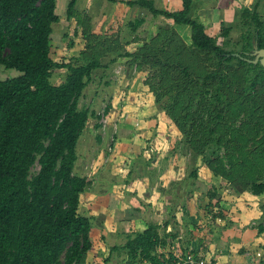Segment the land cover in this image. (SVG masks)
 <instances>
[{"label":"trees","instance_id":"1","mask_svg":"<svg viewBox=\"0 0 264 264\" xmlns=\"http://www.w3.org/2000/svg\"><path fill=\"white\" fill-rule=\"evenodd\" d=\"M107 1L145 10L152 26L144 36L146 30L138 29L145 19L129 24L140 46L103 65L101 59L111 46L106 41L98 49L89 45L88 21L79 19L77 0L67 2L65 18L82 24L85 50L67 63L50 56L52 36L62 21L56 0H0V72L17 74L0 79V264H85L93 248L94 224L80 212L79 199L91 182L74 171L76 147L100 114L79 107V99L93 73L122 57L127 58L128 71L134 69L138 87L151 97V112L138 119L134 131L148 133L143 150L160 137L163 119L181 137L171 153L177 154L180 146L193 159L199 157L207 172L225 181L235 195L264 194V67L253 62L254 53L264 48V23L257 13L260 0L240 6L241 35L232 48L230 27H221L219 42L194 17L196 0H180L175 10L158 9L153 0ZM155 20L159 23L154 25ZM175 27L187 28L189 44ZM61 37L67 38V31ZM56 70L65 71L59 84L51 82ZM109 110L107 105L104 113ZM165 137L172 138L169 130ZM36 164L39 170L32 171ZM170 172L169 202L174 203L186 195L187 185L195 184L198 169L182 179L179 169ZM213 198L217 196L209 194ZM205 208V215H211L208 229L214 227L220 235L231 228L217 203ZM174 221L170 216L163 226L149 223L131 234L118 248L125 252V264H180L187 251L196 255L189 249L193 233ZM256 227L264 232L261 223ZM109 262L106 257L102 264Z\"/></svg>","mask_w":264,"mask_h":264},{"label":"crops","instance_id":"2","mask_svg":"<svg viewBox=\"0 0 264 264\" xmlns=\"http://www.w3.org/2000/svg\"><path fill=\"white\" fill-rule=\"evenodd\" d=\"M153 1L155 4L156 1ZM157 1L158 3L155 6H162L166 10H171L170 8H174L173 10L179 9L181 6L180 0L174 2V4H172V0ZM241 2H244V0H241ZM119 4H122V7L126 5L123 3ZM128 8L130 10L133 9ZM132 13L136 14V8L133 9ZM148 21L145 22L148 23ZM154 23L156 22L154 21ZM153 29L151 28L150 31ZM143 30L145 28H139L138 33ZM57 42L62 43V39L58 33H55L52 36L51 46L52 44H56L55 47L57 46L59 48L60 46L57 45ZM59 50L61 49L59 48ZM80 51L77 54H71L73 51L70 52L69 49L67 51L68 54L63 56L68 59L73 58L78 56ZM52 55L54 54L51 51L50 56L53 59ZM57 55L62 56V52H57ZM148 110L150 109L148 108ZM129 114L133 116L132 112ZM124 123L126 125L123 126L121 125L122 123L119 125L115 138L116 142L113 141L111 143L110 154L107 152V139L100 134L99 129L93 127L95 131L91 130L92 125H90L88 132L79 139L76 147L77 161L74 171L77 175L86 177L91 182L89 187L80 195V206H88V208L86 207V211L91 213L90 218H92L94 224L93 230H99V234H101L100 230L102 229L100 237L104 240L101 243L99 242V248L93 244L94 249L92 248L93 251L91 250L87 254L85 263L87 264L93 259L97 263L96 261L98 259L95 261L94 254H101L103 258L110 257V264H125L126 256L123 257L124 251L118 248L126 243L128 237L135 231L143 230L149 223L163 226L164 221L168 220L170 216L175 218L176 223L185 224L187 230L193 233L194 238L189 244V249L196 252L197 256L200 255L204 259L212 261L214 264L255 263L256 260L253 259L255 252L257 250H263V248H259L263 242L262 240H256V231H247L246 227L255 218L260 219L262 213L253 204H255L256 199L259 200L261 197L253 196L247 191L240 195H235L225 181L219 177L212 176L204 166L198 165L196 184L186 186L184 189L186 195L182 199L179 201L177 199L174 203L169 202V196L173 195L172 191H168L170 190L169 183L172 177L170 170L163 168V163H159L158 160V168L154 169L148 167L141 168L136 163L133 164L138 156L140 157L143 147L132 135L129 129L130 124H127V121H124ZM150 124L152 123L150 122L149 126ZM159 130L163 131L160 128ZM132 131L134 132V130ZM147 137L148 133H146L145 139ZM165 141H167L165 132H160V139H154V143L150 148L158 149L159 145L161 147L164 146L163 143ZM122 143L125 144L124 147L121 145ZM108 161L111 166H106ZM155 161L151 160L150 162L153 163ZM183 161L177 158L176 164L181 167ZM146 163L148 162H145L144 166H146ZM138 169H140L139 172ZM129 171H131V176L128 175ZM175 179L176 177L174 176ZM111 185L114 187V191L112 193H106L107 190L105 188ZM227 188L229 189L228 191ZM190 192H192L191 195ZM209 194H215L217 198L210 200ZM110 199H113L114 203H108ZM214 203H217L224 213L225 219L231 213H242L241 215L238 213L240 218L236 220V222L242 225L237 226L238 228L236 227V230L226 229L228 230L227 237H238L234 241H237V243L239 241L238 248L229 247L228 245L230 243L228 239H223L226 231H222L219 235L217 234L216 228L212 227L213 232L210 231L212 229H208L209 221L205 215V207L208 204ZM183 208L185 209L186 215L184 214ZM150 209V214H154L152 217L154 221L146 220L149 217L148 210ZM91 210L93 211L91 212ZM141 222L143 224L142 227L139 225ZM171 226L166 229V233L171 230ZM231 227H234V225ZM91 240L93 242L92 235ZM112 248L117 249L112 251ZM94 250H97L96 253H94ZM90 254H93L91 258H89ZM113 256L117 258L116 261L111 260Z\"/></svg>","mask_w":264,"mask_h":264},{"label":"rangeland","instance_id":"3","mask_svg":"<svg viewBox=\"0 0 264 264\" xmlns=\"http://www.w3.org/2000/svg\"><path fill=\"white\" fill-rule=\"evenodd\" d=\"M69 0H56V13L59 17L62 18V21L60 22V26L57 29V33L61 37L62 34H64L67 30V38H62V43L57 42V45L60 46L59 48L55 45L52 44V55L53 59L56 62H69L70 58H66V54H68V50L70 49L71 54H77L80 50L84 51V46H85V41L82 36L83 33V26L82 24H76V21L74 18H71L70 20H67L65 18V12H66V5ZM156 3H158L157 0H155ZM178 0H172V4ZM255 0H244V2H241V0H196V4L194 5V17H196L199 21H201L202 24L205 25L207 28L206 30L208 31L209 34L215 36V38L218 39L219 42H221V38L219 36V31L222 26H227L230 27L231 33L229 35V43H230V48H232L233 43L239 40V36L241 35L240 29L237 27V23L239 21V14H240V6H250L251 4L254 3ZM120 3V2H119ZM119 3H110L107 0H77L76 6H75V11L77 14H79V19H83L84 22L88 21V27L89 30L88 32V37L90 40L89 45H94L95 48L101 47L102 46V41H106V46H111V49L107 50L105 54L103 55V59H101V64H106L109 59H111L113 56L116 54H123L124 52H132L136 50L141 42L134 40L132 34L130 33L129 27L131 23L136 22L138 18H143L147 22L148 20L151 19L149 15L145 12V10L136 8V14L132 13V10L128 8V6L119 4ZM155 3V4H156ZM233 5V7H232ZM165 6V5H164ZM169 6V5H168ZM230 8H229V7ZM158 9H161L162 6L159 7V5L155 6ZM164 8V7H162ZM229 8V9H228ZM165 9V8H164ZM174 9V8H170ZM229 10V11H228ZM257 13L260 17L261 22L264 23V0L259 1V6L257 7ZM144 22L139 26V28H145L146 32L144 36L148 33V27L152 26V23H146ZM154 22V21H153ZM156 23H159L157 20H155ZM216 23V24H215ZM215 24V25H214ZM155 25V24H154ZM70 26V28H68ZM210 26V27H208ZM216 26V27H212ZM75 28V29H74ZM76 31V35L73 32ZM61 30V31H60ZM60 31V32H59ZM175 31L177 34L181 37V39L185 42V44L190 43V36H189V31L187 28L184 27H175ZM55 34V31H54ZM93 34V35H92ZM114 40H117V42H113ZM72 42V46L68 47V44ZM93 47V46H92ZM94 48V47H93ZM108 48V47H107ZM98 49V48H97ZM102 49V48H100ZM62 52L61 55H57V52ZM80 51V52H81ZM127 58H119L117 63L113 65H109L107 69L99 71L97 73H93V81L89 84V86L84 90L82 97L79 99V107H89L90 109L95 110L96 112H99V114H104L107 118L108 121V127L105 128V130L102 132L100 131L102 136H105L107 139L108 144L111 141V138H114V142H116V133L118 132L119 125H126L124 121H127V124H130L129 129L132 132V135L134 138L138 141V143L144 148L145 146V138L146 135H139L136 132H133L132 130L136 131L137 129V121L138 119L144 117L147 113L149 114L148 107L149 103L151 101V97L147 96L143 90L140 89L137 78L133 77L134 74V69L131 70V73L128 71L126 67V61ZM16 72L13 70L9 71H1L0 72V79L4 80L10 77L16 76ZM65 76V71L61 70H56L53 72L52 77H51V82L53 84H59L60 82L63 81ZM109 105L110 110L108 111L107 114L104 113L105 107ZM132 112L133 116H131L129 113ZM128 115V116H127ZM123 116V119L122 117ZM127 119V120H126ZM93 124H97L99 126V120L94 119L91 123L92 129L94 130L97 129L93 128ZM169 124L168 122L164 121L163 119L160 120V129L163 131L159 130V134L166 132L169 130V133L171 134L170 139L165 141L163 144L164 146H160L159 148L152 149L148 148L146 150H143L141 154L143 156H138L136 161L133 164L139 165L141 168L142 167H148V168H158L159 163H163L162 166L163 168H167L169 170L173 168L179 169V174L178 178L182 179L187 177V173H189L193 168L199 169V166H203L201 159L198 157L196 159H193L190 152L186 151L185 149H177V154L171 153L172 149L174 146H176L177 142L180 141V135L176 134V131L173 130V128L167 126ZM151 125V124H150ZM154 125V124H152ZM100 127V126H99ZM171 131V132H170ZM128 133V131H127ZM158 134V135H159ZM164 135V134H163ZM160 139V137H158ZM165 140V138H163ZM167 139V138H166ZM123 147L125 144H121ZM108 150V147H107ZM182 150V151H181ZM110 152L111 151H107ZM109 153V154H110ZM162 154V156H160ZM175 154V155H174ZM174 156H177V158L184 160L183 165L178 166L176 164V159L173 158ZM156 158V159H154ZM151 160H156L155 162H150ZM158 160V162H157ZM146 163V166H144V163ZM132 164V165H133ZM153 165V166H151ZM106 166H111V164L106 163ZM135 171V170H134ZM140 169H138V172ZM197 182V181H196ZM195 182V184H196ZM114 187L108 186L105 188L106 193H112L114 190ZM229 189L227 188V191ZM261 199H256L255 204L257 208L261 213L260 219L255 218L252 220V222H249L248 226L246 227L247 231H256V240H262L263 244L259 246V248L264 247V232H259L258 233V228L256 227L258 223H261L263 228H264V211L261 210V206L264 205V194L260 196ZM169 201V199H168ZM108 203H114L113 199L108 200ZM119 204V202H118ZM86 207L88 206H83L81 207L80 212L83 213L85 216L91 215L90 212H87ZM243 208V206H242ZM244 210V208H243ZM93 210H91L92 212ZM245 212V211H243ZM151 209L148 210L149 217H147L146 220H152V217L154 214H150ZM240 213V212H238ZM238 213H231L230 216H227L226 222L230 224L231 227L229 228L232 230H236L237 226H241L242 224H239L236 222L237 218H240ZM242 213H240L241 215ZM161 216V215H160ZM211 216V215H210ZM208 215V217L210 218ZM219 219V218H218ZM221 220V219H220ZM143 222V221H142ZM142 222L139 224L140 227L143 226ZM222 222V221H221ZM238 228V227H237ZM102 234V229L100 230ZM112 231V230H111ZM226 231L225 236L223 237L224 240L228 239V242L230 243L228 246L232 248H238L239 246V241L237 243L234 242L238 237H227V231ZM242 231V230H241ZM101 234H99V230H93L91 233L92 239H93V244L95 246H98L99 242L101 243ZM225 247V246H224ZM227 247V248H229ZM94 249V248H93ZM264 249V248H263ZM93 251V250H92ZM97 250H94V253H96ZM261 251V250H259ZM174 252L176 255H180L181 252L178 249H174ZM90 253V252H89ZM93 253V254H94ZM93 254L89 255V258L92 257ZM199 257H202L198 255ZM111 259L112 261H116L117 258ZM118 257V256H117ZM123 257H125V252L123 253ZM88 258V259H89ZM95 263L93 260H91L87 264H102L103 262V257L101 254H94ZM206 261H209L205 259ZM111 262H109L110 264ZM86 264V263H85ZM123 264V263H121ZM248 264H257L255 263H248Z\"/></svg>","mask_w":264,"mask_h":264},{"label":"built area","instance_id":"4","mask_svg":"<svg viewBox=\"0 0 264 264\" xmlns=\"http://www.w3.org/2000/svg\"><path fill=\"white\" fill-rule=\"evenodd\" d=\"M99 125H100V129L103 132L105 130L106 127H108V121L107 118L104 114H100V118H99ZM113 142V139L111 138L110 143L108 144V151L110 150V145ZM39 170V166L36 164L35 168L32 169V171H37ZM217 222H221L220 219H217ZM181 255V254H180ZM179 255V256H180ZM185 257H180V264H214L212 261H206L204 258H200L194 254H192L190 251H187L185 254ZM257 262V264H259V261H264V250H257L255 252L254 258ZM264 264V263H261Z\"/></svg>","mask_w":264,"mask_h":264},{"label":"water","instance_id":"5","mask_svg":"<svg viewBox=\"0 0 264 264\" xmlns=\"http://www.w3.org/2000/svg\"><path fill=\"white\" fill-rule=\"evenodd\" d=\"M255 59L253 62H260V64L264 67V48L261 50H258L254 53Z\"/></svg>","mask_w":264,"mask_h":264}]
</instances>
